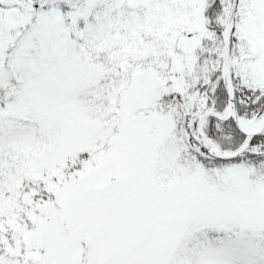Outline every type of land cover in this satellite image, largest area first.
<instances>
[{
	"label": "snow or ice",
	"instance_id": "obj_1",
	"mask_svg": "<svg viewBox=\"0 0 264 264\" xmlns=\"http://www.w3.org/2000/svg\"><path fill=\"white\" fill-rule=\"evenodd\" d=\"M0 264H264V0H0Z\"/></svg>",
	"mask_w": 264,
	"mask_h": 264
}]
</instances>
